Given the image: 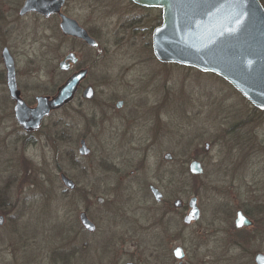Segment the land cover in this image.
<instances>
[{
    "label": "rangeland",
    "instance_id": "rangeland-1",
    "mask_svg": "<svg viewBox=\"0 0 264 264\" xmlns=\"http://www.w3.org/2000/svg\"><path fill=\"white\" fill-rule=\"evenodd\" d=\"M73 2L81 19L98 17L94 33L101 52L87 79L96 101L84 105L87 119L70 124L66 137L62 122L76 119H66L60 109L45 119L40 133L30 140L23 135L12 114L0 59V258L9 264L15 258L19 264H62L54 255L62 249L68 258L76 249L78 255L68 264H177L171 252L179 245L184 250L181 264H253V254L264 251V233L247 245L231 227L237 207L256 203L264 209V157L243 164L235 140L239 115L249 102L214 73L156 61L151 29L157 10L128 0ZM132 9L146 15L142 30L134 34L115 27L106 16ZM8 14L13 27L0 31V56L6 46L14 58L18 88L32 105L35 95L55 91L64 75L59 58L54 59V42L48 43L51 33L35 31L31 17L16 19L13 10ZM148 75L156 79L150 87L154 91L143 93ZM168 95L170 101L157 112L164 127L152 153L129 151L127 136L121 135L125 129L112 117L115 102L124 100L122 113L132 105L149 110ZM151 131L136 128V141L150 140ZM254 135L264 148V122ZM79 137L85 138L89 155L78 153ZM166 152L172 160L163 157ZM192 159L202 163L203 174L192 177L188 172ZM60 173L75 183L74 189L65 187ZM149 184L163 193L161 204L149 194ZM192 195L201 216L185 227L181 219ZM176 198L183 200L182 209L172 208ZM81 211L96 225L94 234L80 227ZM254 216L262 218L264 211Z\"/></svg>",
    "mask_w": 264,
    "mask_h": 264
},
{
    "label": "water",
    "instance_id": "water-1",
    "mask_svg": "<svg viewBox=\"0 0 264 264\" xmlns=\"http://www.w3.org/2000/svg\"><path fill=\"white\" fill-rule=\"evenodd\" d=\"M35 1L44 3V0H26L21 14L32 9L31 3ZM48 1L45 0L44 4ZM131 1L161 10L162 22L152 33L153 54L158 60L214 73L227 81L251 104L264 109V8L259 0ZM62 25L66 33L82 38L91 45H97L73 19L65 18ZM1 57L6 69V86L14 100V117L24 129L38 128L45 116L61 107L73 95L78 83L86 74L85 69L74 73L57 88L54 95H37L36 105L30 107L20 95L14 61L7 47L2 48ZM59 66L62 67V63ZM92 95L93 88L87 86L83 97L89 99ZM78 150L82 155L90 153V148L84 140H81ZM164 158L171 160L172 155L165 154ZM188 172L191 175H201V162L191 160ZM60 179L68 188L74 187V182L63 173L60 174ZM150 191L155 201H161L162 193L157 187L151 185ZM97 201L102 203L103 198L98 196ZM181 203V199H175L173 202L176 207L181 206ZM188 204L190 210L183 219L185 223L199 218L196 198L191 197ZM79 220L86 230H95L94 223L84 211L79 213ZM246 220L237 212V227L247 225L249 221ZM2 222L3 216L0 215V224ZM177 250L180 255H177ZM173 254L176 258H183L181 246H177ZM254 261L256 264H264V253H257Z\"/></svg>",
    "mask_w": 264,
    "mask_h": 264
},
{
    "label": "flooded vegetation",
    "instance_id": "flooded-vegetation-1",
    "mask_svg": "<svg viewBox=\"0 0 264 264\" xmlns=\"http://www.w3.org/2000/svg\"><path fill=\"white\" fill-rule=\"evenodd\" d=\"M0 1H1L0 2V31L3 29H4V31H9L13 27V25L11 23H13L14 20L9 21V19L6 18L9 15L8 14L9 10H13L16 13V19L17 18H27V17L30 18L31 17L33 22H34L33 28L35 29V31L40 30L42 32L51 33V35L48 36V40H49L48 43L51 44L52 41L54 42L53 43L54 52H55L54 53V59L59 58L58 59V69L64 75V78H63V81L56 87L55 91L48 92L46 94H39V95H49V96L54 95L57 91V88L61 84L66 82L67 79L69 77H71L74 73H76L80 70H83V69L86 70L85 77L78 83L77 88L75 89L73 95L68 100H66V102L61 107H59L58 109L52 110L49 113V115L45 116L41 120V123H40L38 128H36V129H24L15 120L17 125L22 129L23 135H27L28 139L30 140L34 134H36V133L38 134L41 132V127H42V124L45 121V119L47 117H49L52 112L60 109V110H63L66 119H69V118L76 119L75 123L74 122L70 123L68 121L62 122V133L66 137L70 124L72 126H77L79 124L80 119L81 120H84V118L87 119L86 118L87 116L85 114L86 112L84 111V108H83L84 105H89V104H92L93 102L96 101L95 87L91 83H89L87 81V79H88V76L90 74L91 68L95 65V62L99 59V54L101 52L98 49L99 48L98 47L99 42L97 41V36L94 33L95 27L98 24V17L93 18L91 16V17L87 18V20L81 19L80 14L78 12V7H77L78 5L76 2H73L74 0H49L46 4H44L45 0H44V3H38L37 1H35V2L31 3V4H33V5H31L32 9L24 12L23 14H21V9L23 8L26 0H0ZM52 1H55V2H52ZM128 1L131 3L132 6H136L138 8H142V9L150 8V7H145V6L136 4L131 0H128ZM259 1L264 8V1L263 0H259ZM150 9L157 10V12H158V14H157L158 19L153 24L152 29H151V35H152L154 29L156 27H158L162 22V13H161V10L159 8L153 7ZM44 12H49V14H46ZM106 16L111 18V22L113 24L115 23L114 24L115 27H119V28L127 27L128 29H131L133 34L137 31L142 30L141 29V28H143L142 23L146 21V19H144L146 17V15L141 14L140 12L137 13L136 10H134V9L128 10L126 12H121V13L113 12L111 14H107ZM65 18L73 19L77 23L78 26L83 28L87 32V34L97 42V45L96 46L91 45L82 38H79L77 36H73V35L66 33L64 31V28L62 25V23H64V21H65ZM130 42L133 43L132 41H130ZM68 43H70V46H68ZM3 47H6V46H3ZM151 47H152V44H151ZM1 51H2V49H1ZM92 51L95 52V54H93L92 56L86 57L84 55V52H86L85 54H88V53L92 54ZM151 52H152L153 58L156 61H159L161 63H166V62L158 60L154 56L153 49ZM9 53H10V51H9ZM69 54H71L72 56L71 57L68 56ZM10 55L13 58V55L11 53H10ZM84 57H85V59H84ZM0 59H1V62L3 63L1 56H0ZM13 61H14V58H13ZM61 63H62V67L59 66ZM14 65H15V62H14ZM3 67H4V64H3ZM15 72H16V70H15ZM4 77L6 80V69H5V67H4ZM144 81H145V84H144L145 89H144L143 93L154 91V88L151 89L150 87H154V82L156 81V79H154L153 77L148 75V76H146V78H143V82ZM16 83H17V80H16ZM87 86H91L93 88V95L89 99H86L83 97V91ZM17 87H18V85H17ZM6 88H7V86H6ZM7 92H8V89H7ZM133 92H134V94H136V92H138V90H133ZM20 95L22 97L21 90H20ZM8 96L13 101V107H14V100L10 97L9 92H8ZM36 96L37 95H35L33 98L34 103L32 105L27 103L23 97L22 98L25 100V102L28 106L33 107L36 105V99H35ZM169 101H170V96L168 95L166 100L161 98V101L152 103L149 106V108H150L149 110H152V111H149L148 109H146L141 104V105H136V106L132 105L131 109L129 111L123 112V113H122V111L124 110V100L118 99L115 102L114 108L112 109V111H113L112 117L115 119V121L122 128L125 129V132L123 131V133H121V135L126 134L127 140L125 141V144L129 145V149H128L129 151L140 152L144 156L150 155L148 153H152V147H153L155 141L157 140L158 136L162 135V129L164 127L163 126L164 121H161L159 119L157 112H159V109H161L163 104H165ZM102 104L107 106L105 100L102 101ZM13 107H12V114L14 116ZM248 108L249 109L246 110V112H242L241 115H239L240 116L239 121L237 122L238 133L236 134V138H235L236 144L238 147V151H239V156L243 158V164H245V165L250 163L249 162L250 158L251 159L255 158V160H257L260 157V155L262 157H264V148L261 147V142L257 141L258 139L254 135L256 128L262 122H264V109H260L259 107H256L253 104H251L250 102H249ZM14 119H15V117H14ZM93 120H95V117H93L91 119V121H93ZM140 127H144V128L149 127L152 129L151 134H150V137H151L150 140L148 139V137L145 136V138H143L139 141H136L137 136H136L135 130H136V128H140ZM115 135H117V133ZM81 140L85 141V138L79 137V140H78L79 146L77 148L78 153H79L78 149L80 147ZM85 143H86V141H85ZM138 143H139V145H138ZM205 148H207L206 145H205ZM90 152H91V149H90ZM168 153L171 154L170 152H166L163 154V157L165 156V154H168ZM89 154H87V155H89ZM112 171L113 170H110V172H112ZM203 172H204V170H203ZM191 176L195 177L197 175H191ZM151 185L154 187H157V186H155L154 184L148 185V192L154 199V196L150 191ZM65 187H67V186H65ZM118 187H120V186H118ZM74 188H75V183H74V187L71 189H74ZM68 189H70V188H68ZM191 197L196 198V205L199 209V218L197 220H192L189 223H185L183 221V219L189 213L190 207L188 204V200ZM176 199H180V198H176ZM189 199L186 202V212L183 214L182 219H181L182 224L185 227L191 226L192 224L198 222L200 219V216H201V210H200L198 203H197V197L195 195H192L189 197ZM163 200H164V196L162 193L161 201H155V202L158 204H161L163 202ZM174 201H175V199L172 201L171 206L175 210L182 209L184 207L183 200H182L181 206H179V207L174 206V204H173ZM259 207H260L259 204L257 205L256 203H250V205L246 204L244 207H242V206L237 207L235 212H234V217H233L232 226H231L232 230L239 237V240L241 238V241L246 242L247 245L251 241L256 240L258 238L259 233H261V234L264 233V228H262V226H264V217L258 218V217L254 216L255 214H259V213L262 214V212L264 211L263 208L260 207L261 208L260 209ZM237 212H240L249 221V223L247 225L243 224L240 227L236 226L235 221H236V217H237ZM87 217H88V215H87ZM3 222H4V216H3ZM3 222L0 224V226H2ZM158 224L156 223L155 227ZM79 225L82 228V230H84L86 233H89V234H94L96 232V229H97L96 225L94 224L95 225L94 231L86 230L83 227V225L81 224L80 220H79ZM262 236H264V234ZM237 243L239 245L241 242L237 241ZM177 246H179V245H177ZM177 246H175L172 249L171 253H172V257L177 261V264H181L183 258H181V259L176 258L173 254V250ZM181 248H182V246H181ZM182 250H183V248H182ZM77 252L78 251L76 249L72 250L69 253L70 255H68L69 257L66 258L67 252L65 253V250L60 249L57 252V254L54 256H55V258H57L58 262H61L62 264H68V260L70 259V257H73L75 255L77 256L78 255ZM183 253H184V250H183ZM257 253H264V251L259 250L253 254V264H256L254 261V257ZM183 257H184V254H183ZM126 262H135L137 264H140V262L136 261V260H126V261L122 262L121 264H124ZM0 264H9V263L5 262L3 259L0 258ZM10 264H19V261H18V259L15 258V259H12V262Z\"/></svg>",
    "mask_w": 264,
    "mask_h": 264
},
{
    "label": "snow or ice",
    "instance_id": "snow-or-ice-1",
    "mask_svg": "<svg viewBox=\"0 0 264 264\" xmlns=\"http://www.w3.org/2000/svg\"><path fill=\"white\" fill-rule=\"evenodd\" d=\"M243 219V218H242ZM177 255H180V251L179 250H177Z\"/></svg>",
    "mask_w": 264,
    "mask_h": 264
}]
</instances>
